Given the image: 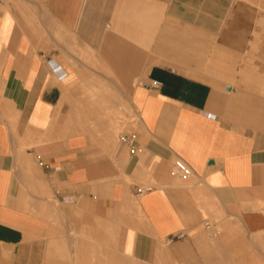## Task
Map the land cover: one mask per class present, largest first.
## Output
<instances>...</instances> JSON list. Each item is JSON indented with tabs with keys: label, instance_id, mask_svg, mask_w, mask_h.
I'll return each mask as SVG.
<instances>
[{
	"label": "crops",
	"instance_id": "1",
	"mask_svg": "<svg viewBox=\"0 0 264 264\" xmlns=\"http://www.w3.org/2000/svg\"><path fill=\"white\" fill-rule=\"evenodd\" d=\"M229 1L0 0V264H54L78 233L143 256L205 223L264 232V114L247 101L264 99V17L207 30ZM125 88L134 154L104 112Z\"/></svg>",
	"mask_w": 264,
	"mask_h": 264
},
{
	"label": "rangeland",
	"instance_id": "2",
	"mask_svg": "<svg viewBox=\"0 0 264 264\" xmlns=\"http://www.w3.org/2000/svg\"><path fill=\"white\" fill-rule=\"evenodd\" d=\"M243 1L230 0L228 5L230 4L231 8L236 7V2L237 7L232 10L226 24L224 25L223 21H225L227 16L225 13L227 8L221 13L220 23L215 26L205 25L207 30L208 28L212 29L215 27L216 33L219 31H222V33H226L228 30L230 31V27L232 26L231 21L234 16H251L252 14L257 21H259L260 17H264V0ZM238 8L247 11V13L245 11H240ZM248 12L251 14H248ZM188 26L195 32H200L204 28V25L195 24ZM250 26V31L263 30L259 28V23H256L255 20L252 25H249V27ZM197 27H199V29ZM221 37L222 34L219 42H224ZM140 74L144 75L145 72H141ZM197 74L200 78L208 80L212 84L218 83V77L213 76V74L212 77L205 72H198ZM136 82L137 80L134 83ZM225 84L234 83L225 81L224 85ZM110 90L111 89H109V91ZM129 90L130 89L126 88L123 89L125 99H107L108 109L104 112L108 115L109 121L115 123V127L119 125L116 128L117 136L123 132H131L135 127L133 125L135 122V116L128 104ZM94 91H100V89H94ZM89 100L94 106L99 107V105H101V103L99 104L100 99ZM247 101L252 102L254 115L259 113L264 114V99H247ZM130 125L133 126L131 127ZM262 210L264 211V208ZM259 235L261 237L254 240ZM72 238H74V240L69 241L68 244L64 243L65 245L59 249V253L55 254L54 264H79L78 260H81L82 262L84 261L81 264H87L90 260L96 262L99 261L100 263L105 260L102 262L103 264H264V232L249 234L239 222H230L227 226L216 225L212 226L211 229H206L204 227L202 228V231L188 238H180L177 236L176 239L172 241L158 240L154 245L151 254L149 253L143 256H131L125 253L117 245L118 243H113L112 241L107 242L95 238L93 240H86L84 238V233L72 234ZM81 242L89 244L87 246L85 243L87 246H85V248L84 245L83 247L77 246ZM89 245L94 246L93 249L92 247L90 249ZM102 245L105 249L101 247ZM77 248L80 249L79 252L82 249L80 255H78ZM111 252L114 254H111ZM110 254L112 256H108ZM107 259L108 261L111 259L115 260L113 262H107Z\"/></svg>",
	"mask_w": 264,
	"mask_h": 264
},
{
	"label": "built area",
	"instance_id": "3",
	"mask_svg": "<svg viewBox=\"0 0 264 264\" xmlns=\"http://www.w3.org/2000/svg\"><path fill=\"white\" fill-rule=\"evenodd\" d=\"M161 87V83L158 81H152L150 83V88L154 90H158ZM119 143L124 144L128 147L129 152L131 154H134L135 152V140H134V135L131 132H126L122 133L119 136ZM170 175L174 179H179V180H185L190 177H192L193 172L192 170L188 167L187 164H185L182 161H176L171 168ZM206 229H211L212 225L210 223H205ZM179 237H183L182 235H179Z\"/></svg>",
	"mask_w": 264,
	"mask_h": 264
},
{
	"label": "bare ground",
	"instance_id": "4",
	"mask_svg": "<svg viewBox=\"0 0 264 264\" xmlns=\"http://www.w3.org/2000/svg\"><path fill=\"white\" fill-rule=\"evenodd\" d=\"M248 14H249V13H248ZM228 31H229V30H228ZM242 31H243V30H242ZM239 32H240V31H239ZM263 57H264V56H263ZM126 100H127V99H126ZM128 101H129V99H128ZM119 117H120V116H119ZM118 119H121V118H118ZM113 123H114V122H113ZM114 124H115V123H114ZM117 125H118V123H117ZM117 125H116V126H117ZM121 125H122V124H121ZM118 126H119V125H118ZM118 126H117V127H118ZM117 127H116V128H117ZM118 138H119V137H118ZM118 142H119V141H118ZM124 198H125V197H124ZM128 209H129V208H128ZM129 212H130V211H129ZM120 217H121V216H120ZM99 225H100V224H99ZM127 226H128V225H127ZM86 229H87V227H86ZM110 229H111V228H110ZM115 229H116V228H113V230H115ZM97 230H98V229H97ZM109 232H110V231H109ZM117 232H118V231H117ZM112 233H114V232H112ZM118 233H119V232H118ZM116 235H118V234H116ZM260 237H261L260 235L257 236L256 238L254 237V238H255L254 240H257V239H259ZM242 238H244V237H242ZM244 240H245V239H244ZM263 241H264V240H263ZM100 242H101V241H100ZM85 243H86V242H85ZM93 243H94V242H93ZM82 244H83V243L81 242V245H80V244H79V245L76 244V245L79 246V247H83ZM86 244H87V243H86ZM88 244H89V243H88ZM88 244H87V246H88ZM106 244H107V243H106ZM92 245H93V244H92ZM92 245H91V246L89 245V246H90V249H91V247H92V249H93L94 246H92ZM97 245H98V244H97ZM87 246H86V247H87ZM105 246H106V245H105ZM113 246H114V245H113ZM101 247L104 248L103 245H102ZM108 247H109V246H108ZM84 248H85V247H84ZM84 248H83V249H84ZM77 249H78V248H77ZM104 249H105V248H104ZM79 250H80V249H78V255L81 254L80 252L82 251V249H81L80 252H79ZM107 250H108V249H107ZM111 250H113V249H111ZM91 251H92V250H91ZM98 251H99V250H98ZM109 251H110V248H109ZM82 254H83V253H82ZM111 254H114V253L111 252ZM111 254L108 255V256H112ZM76 255H77V254H76ZM106 256H107V255H106ZM114 260H115V259H111V260L108 261V259H107V262H113ZM76 261H77V260H76ZM104 261H105V260H104ZM104 261H102V262H104ZM83 262H84V261H83ZM83 262H82L81 260H78V263H79V264H81V263H83ZM102 262L100 263L99 261L96 262V261H92V260H90L87 264H95V263H96V264H103Z\"/></svg>",
	"mask_w": 264,
	"mask_h": 264
}]
</instances>
